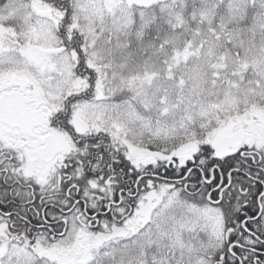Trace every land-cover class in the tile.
I'll return each mask as SVG.
<instances>
[{
	"label": "snow or ice",
	"instance_id": "obj_1",
	"mask_svg": "<svg viewBox=\"0 0 264 264\" xmlns=\"http://www.w3.org/2000/svg\"><path fill=\"white\" fill-rule=\"evenodd\" d=\"M0 264H264V0H0Z\"/></svg>",
	"mask_w": 264,
	"mask_h": 264
}]
</instances>
